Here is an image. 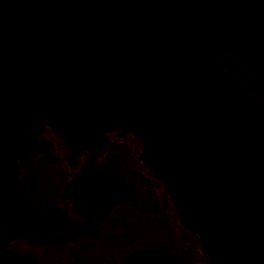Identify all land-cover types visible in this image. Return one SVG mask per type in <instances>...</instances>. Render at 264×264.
<instances>
[{
    "label": "water",
    "instance_id": "1",
    "mask_svg": "<svg viewBox=\"0 0 264 264\" xmlns=\"http://www.w3.org/2000/svg\"><path fill=\"white\" fill-rule=\"evenodd\" d=\"M61 138L79 225L43 201L44 163ZM141 155L103 162L107 134ZM160 180L207 264H264V0H0V264H41L8 250L96 233L108 204L133 200L119 157ZM193 242V241H192ZM167 249L124 264H185ZM170 254V255H169Z\"/></svg>",
    "mask_w": 264,
    "mask_h": 264
},
{
    "label": "flooded vegetation",
    "instance_id": "2",
    "mask_svg": "<svg viewBox=\"0 0 264 264\" xmlns=\"http://www.w3.org/2000/svg\"><path fill=\"white\" fill-rule=\"evenodd\" d=\"M41 139L45 151L39 150L31 162L37 166L40 157L55 155L60 163H44L45 195L43 201L51 204L68 221L79 225L88 223V216L75 210L78 196L64 197L66 190L83 172L90 153L84 152L76 168L62 157L71 156L63 140L45 128ZM129 152L141 155L140 142L131 133L107 134V146L95 163L103 162L111 155ZM117 166L122 174L123 186H131L133 200L125 199L108 204V210L96 221V233L74 235L60 246L47 248L25 241H13L8 250L37 259L41 264H124L136 251L167 249L170 254L183 257L192 247L185 264H207L201 253L200 238L187 231L180 223L175 206L171 203L164 184L143 163L141 158L121 155ZM193 241V242H192ZM169 254V255H170Z\"/></svg>",
    "mask_w": 264,
    "mask_h": 264
}]
</instances>
